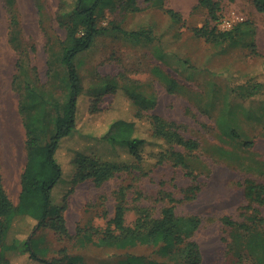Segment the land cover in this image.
Returning <instances> with one entry per match:
<instances>
[{
  "label": "rangeland",
  "instance_id": "obj_1",
  "mask_svg": "<svg viewBox=\"0 0 264 264\" xmlns=\"http://www.w3.org/2000/svg\"><path fill=\"white\" fill-rule=\"evenodd\" d=\"M60 1L43 0L39 6L35 0H16L27 42L21 51L9 42L10 12L0 0V179L16 206L28 131L42 143L50 141L70 95L64 48L71 39L57 19ZM214 1L213 13L200 0H108L98 13L93 45L74 58L82 86L78 125L58 152L64 167L78 150L132 160L126 146L102 139L108 122L120 118L136 122V134L146 139V156L164 149L129 95L145 96L146 90L157 100L145 96L150 100L145 114L174 121L182 136L198 140L197 149L174 145L189 173L166 161L146 167L147 173L121 170L101 186L89 179L73 187L72 174L64 171L52 200L65 207L67 235L49 221L39 227L38 220L20 217L11 236L38 240L32 246L47 249L38 255L48 262L13 251L12 264H52L55 258L65 263L74 256L84 264L162 262L151 243L119 245L122 232L113 221L119 205L126 208L124 225L130 227L140 218L161 217L168 206L180 216L197 217L200 224L191 238L200 246L202 264H264V203L247 195L250 183L264 185V135L258 132L264 125V11L255 0ZM232 11L245 17L241 38L239 33L224 38L217 29V16ZM179 83L194 87L191 100L170 91ZM247 84L250 91L241 87ZM225 217L236 224L227 225Z\"/></svg>",
  "mask_w": 264,
  "mask_h": 264
},
{
  "label": "trees",
  "instance_id": "obj_2",
  "mask_svg": "<svg viewBox=\"0 0 264 264\" xmlns=\"http://www.w3.org/2000/svg\"><path fill=\"white\" fill-rule=\"evenodd\" d=\"M39 6L43 0H35ZM10 12L9 42L16 50H25L27 42L21 33V20L16 8V0H4ZM108 0H73L70 4L60 1L57 13L58 22L68 29V37L71 43L64 48V60L68 67L71 90L68 100L62 104L57 118V128L50 141L42 143L31 131H28L27 150L28 159L21 176L22 190L19 204L16 206L7 194L2 180L0 179V264H12L10 252L28 254L30 258L48 262L38 255V250L47 254V249L33 248L38 240L26 238L18 239L11 236V230L20 217H29L38 220V226L47 225V221L57 233L67 235V228L62 216L65 210L63 204H55L52 200V191L56 183L62 178L64 171L72 174L71 184L74 187L80 182L91 179L97 186H101L106 180L114 177L121 170L144 171L170 161L186 171H190V165L186 162L183 154L174 149L175 144L183 145L188 149H197L199 142L180 134L175 128V122L163 116L152 113L145 114L142 109L148 108V100L140 93H129L137 108V115L149 122L151 135L160 139L166 146L158 152L146 156L143 152V144L146 139L139 137L135 121L127 119H112L106 125V132L102 139L112 143L126 146L132 160L112 161L93 152L76 151L70 156L69 167H64L58 158V152L63 143L70 139V135L77 130L79 116V97L82 92L81 78L77 71L74 58L81 52L89 49L99 32L98 13L103 9ZM260 11H264V0H255ZM200 4L207 6L214 13L216 2L214 0H200ZM174 14L172 10L168 11ZM220 15L217 16V29L222 32V37L232 38L241 31L238 24L231 30L218 28ZM142 35L141 32H133ZM234 34V35H233ZM173 91V88H170ZM153 103L154 102H150ZM72 146V145H71ZM71 149L73 147H70ZM69 149V148H68ZM155 161V162H154ZM153 164H148L152 163ZM146 170V169H145ZM148 170L145 171L147 173ZM198 186L193 187L197 189ZM73 189V188H72ZM264 185L250 183L247 186V195L250 199L264 203ZM259 194V196H255ZM189 197V196H188ZM126 208L119 205L116 216L113 219L116 227L121 229L119 236L120 246L135 245L137 242H148L157 248L158 253L164 258L162 262L153 264H202L203 257L199 244L191 238L198 228L200 220L195 216H180L174 206L165 207L162 216L145 220L138 219L135 226L124 225ZM51 219V220H48ZM227 225L236 224L230 217H225ZM242 226V224H239ZM147 227V231H144ZM74 256L63 262L55 258L52 264H84ZM134 258H130L132 261Z\"/></svg>",
  "mask_w": 264,
  "mask_h": 264
},
{
  "label": "crops",
  "instance_id": "obj_3",
  "mask_svg": "<svg viewBox=\"0 0 264 264\" xmlns=\"http://www.w3.org/2000/svg\"><path fill=\"white\" fill-rule=\"evenodd\" d=\"M244 29V28H243ZM242 31H240L239 32V35L237 36V38H241V36H242ZM145 35H148V33H145ZM145 38H147L146 36H144ZM147 39H149V40H153L154 41V39H153V37L151 36L150 38H147ZM210 45H212L210 42H209V46ZM214 45V44H213ZM219 47H222V45H218ZM220 49V51L222 50V51H224V49L225 48H219ZM185 62V61H184ZM241 87H247L248 88V91H250L251 90V87L252 86H250V85H248L247 84V86H241ZM210 89V88H209ZM175 93H179L180 95H183V96H186L187 97V99L188 100H191V97H194V92H195V89H194V87L193 86H191V85H187V86H185V85H183V84H181V83H179V85H178V87L176 88V89H174L173 90ZM172 91V92H173ZM204 92V91H203ZM144 95L148 98V99H150V100H157V97H156V95H155V93L154 92H148V91H144ZM264 106V105H263ZM264 108V107H263ZM258 132H260V134L262 133L263 135H264V125H262L261 127H260V129H259V131Z\"/></svg>",
  "mask_w": 264,
  "mask_h": 264
},
{
  "label": "built area",
  "instance_id": "obj_4",
  "mask_svg": "<svg viewBox=\"0 0 264 264\" xmlns=\"http://www.w3.org/2000/svg\"><path fill=\"white\" fill-rule=\"evenodd\" d=\"M245 17L237 11H232L229 14H225L219 19L220 28L222 30H231L238 24L244 22Z\"/></svg>",
  "mask_w": 264,
  "mask_h": 264
}]
</instances>
